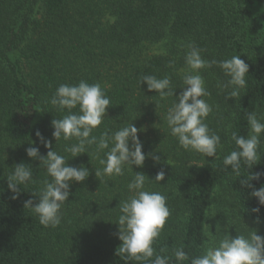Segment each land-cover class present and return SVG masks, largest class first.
Masks as SVG:
<instances>
[{
  "label": "trees",
  "instance_id": "trees-1",
  "mask_svg": "<svg viewBox=\"0 0 264 264\" xmlns=\"http://www.w3.org/2000/svg\"><path fill=\"white\" fill-rule=\"evenodd\" d=\"M190 43L207 61L241 55L249 65L247 87L235 100L225 99L230 89L218 87L227 79L218 65L200 71L210 93L202 98L212 106L205 122L221 137L217 158L180 148L165 119L176 98L161 101L141 84L143 75H167L179 96ZM81 80L99 83L111 101L93 135L132 122L146 156L160 157L159 164L147 158L143 168H133L151 180L165 171L160 184L145 186L166 195L170 209L153 244L155 254L172 256L183 246L189 256L183 264H191L207 247L213 221L221 230L230 225L236 230L242 222L264 230V207L251 197L250 187L241 185L250 172L264 173V137L262 156L252 169L242 162L237 176L223 164L236 149L231 133L248 134L247 114L256 112L264 122V0H0V264H137L116 255L122 243L118 205L131 195L127 185L133 173L125 169L123 176L97 178L103 152L96 158L92 146L91 160L87 154L70 160L64 148L75 141L56 144L52 138V120L67 112L49 101L59 85ZM36 131L69 159V166L83 165L90 172L83 183L72 184L56 228L43 227L24 208L29 199L38 202L31 194L49 179L40 161L26 155L30 146L47 155ZM21 162L32 166L35 182L21 185L13 199L7 177ZM251 183L264 185V175ZM257 207L260 211L253 212ZM170 264H176L174 257Z\"/></svg>",
  "mask_w": 264,
  "mask_h": 264
},
{
  "label": "clouds",
  "instance_id": "clouds-1",
  "mask_svg": "<svg viewBox=\"0 0 264 264\" xmlns=\"http://www.w3.org/2000/svg\"><path fill=\"white\" fill-rule=\"evenodd\" d=\"M184 55L185 70L182 76L183 87L179 96L169 76L158 78L155 75H143L141 84L147 85L148 92H155L161 101L168 97H175L167 109L166 123L170 134L174 137L180 148L200 154L204 158H217L218 149L222 148L221 137L211 131L205 122L212 112V106L202 97L210 93L205 87V81L200 71L218 65L227 78L220 82L221 91H227L225 99H234L240 96L241 90L247 87L249 65L241 59V55H233L221 61H207L201 56V49L194 44L187 45ZM171 66V62H170ZM140 84V86H141ZM49 103L60 112H67L62 118H54L51 122L53 128L52 138L56 141L72 142L64 148L70 153L72 159L88 154L89 148L95 146L96 158L101 152L104 158H99L100 168L94 170L95 176L118 177L125 174V169L133 173V179L127 188L131 195L119 201L118 239L122 242L116 255L126 262L135 261L137 264L151 261V264H170L175 258L176 264H183L189 260L183 246L173 250L172 256L155 254L154 242L159 238L170 209L167 207V196L158 191H149L146 183L160 184L165 179L163 168L157 172L154 180L149 179L143 172H133V168H143L147 158L154 163H160V157L154 153L143 152V143L138 138V129L134 123H127L116 131L105 129L99 137L93 133L99 129L105 120L107 109L111 106L110 98L99 83L89 84L81 80L77 85L61 84L56 89ZM78 111L74 112L73 110ZM248 134L238 135L231 133L236 149L224 157L225 168L231 167L232 172L239 176L241 164L250 169L260 161V145L264 137V122L258 118L256 112L247 114ZM37 139L41 142L47 155L42 156L39 148L30 146L26 155L31 160L40 161L46 176L43 188L32 197L38 202L29 199L24 208L29 209L45 228H56L62 221V207L71 195L70 188L73 183H83L90 175L89 169L83 165L69 166V159L54 150L51 140L46 139L36 131ZM31 145L35 142L31 141ZM106 150V151H105ZM166 163V162H165ZM167 164V163H166ZM168 165V164H167ZM13 171L7 177L8 190L16 199L20 194V186L34 183L33 168L21 162L12 167ZM264 173H251L249 179L242 180L241 185L251 188V197L257 199L258 204L264 207V185L255 188L251 181H259ZM178 191V189H177ZM260 211L257 207L252 210ZM249 229V228H248ZM249 235H237L232 238L225 235L218 245L211 239L203 253L191 259V264H264V237L257 234V230L249 229ZM166 249H161V252ZM153 257H155L153 259Z\"/></svg>",
  "mask_w": 264,
  "mask_h": 264
},
{
  "label": "rangeland",
  "instance_id": "rangeland-1",
  "mask_svg": "<svg viewBox=\"0 0 264 264\" xmlns=\"http://www.w3.org/2000/svg\"><path fill=\"white\" fill-rule=\"evenodd\" d=\"M216 221H213L210 225L209 230L207 231V246L209 245V240L211 234L214 236H211V239L218 245L219 241L223 239L225 235H229L232 238H235L237 235H249V229L251 230H257V234L264 237V230L256 229L251 226H246V223L242 222L241 226H239L236 230L233 229L232 225L225 227L223 230L220 229ZM232 223V222H231ZM249 228V229H248ZM235 231V232H233Z\"/></svg>",
  "mask_w": 264,
  "mask_h": 264
}]
</instances>
